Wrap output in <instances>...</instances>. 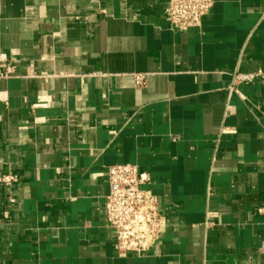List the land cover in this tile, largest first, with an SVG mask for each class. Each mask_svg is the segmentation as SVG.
Listing matches in <instances>:
<instances>
[{"label":"crops","instance_id":"0c3cea01","mask_svg":"<svg viewBox=\"0 0 264 264\" xmlns=\"http://www.w3.org/2000/svg\"><path fill=\"white\" fill-rule=\"evenodd\" d=\"M0 0V264H264V0ZM144 82L137 84V76ZM148 176L143 255L108 225L107 171Z\"/></svg>","mask_w":264,"mask_h":264},{"label":"built area","instance_id":"2783aa9c","mask_svg":"<svg viewBox=\"0 0 264 264\" xmlns=\"http://www.w3.org/2000/svg\"><path fill=\"white\" fill-rule=\"evenodd\" d=\"M215 0H167L164 14L167 22L174 28L188 29L199 27L208 15ZM1 75H6L0 71ZM255 80L264 82V69L255 72H237L234 86ZM137 84L144 82L143 76H137ZM110 190L106 197V215L109 227L116 234L117 249L120 253L143 255L150 252L165 226V218L159 210L156 195L144 189L148 180L134 164H116L107 171ZM19 175L9 172L0 173V183L12 185Z\"/></svg>","mask_w":264,"mask_h":264}]
</instances>
